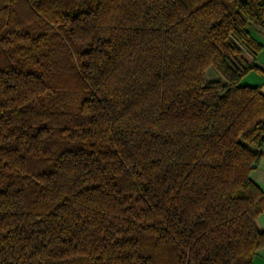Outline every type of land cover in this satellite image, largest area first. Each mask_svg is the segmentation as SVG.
<instances>
[{
    "label": "trees",
    "instance_id": "trees-1",
    "mask_svg": "<svg viewBox=\"0 0 264 264\" xmlns=\"http://www.w3.org/2000/svg\"><path fill=\"white\" fill-rule=\"evenodd\" d=\"M255 28L264 0H0V264H252Z\"/></svg>",
    "mask_w": 264,
    "mask_h": 264
},
{
    "label": "crops",
    "instance_id": "crops-1",
    "mask_svg": "<svg viewBox=\"0 0 264 264\" xmlns=\"http://www.w3.org/2000/svg\"><path fill=\"white\" fill-rule=\"evenodd\" d=\"M257 37L260 40L262 39L260 34H257ZM246 58L248 60L251 59L249 55H246ZM254 64L256 68L246 74L242 82L248 85H259L264 92V47L255 57ZM252 178L264 189V143L262 146V155L252 170ZM256 225L259 230L264 231V211L256 219ZM252 264H264V245L256 251Z\"/></svg>",
    "mask_w": 264,
    "mask_h": 264
},
{
    "label": "rangeland",
    "instance_id": "rangeland-1",
    "mask_svg": "<svg viewBox=\"0 0 264 264\" xmlns=\"http://www.w3.org/2000/svg\"><path fill=\"white\" fill-rule=\"evenodd\" d=\"M255 30L261 35L264 34V32L261 29H259V28H255ZM205 75H206L207 80H212V79H215V78L216 79H220L221 78L219 73L217 71H215V69L213 67H209L206 70Z\"/></svg>",
    "mask_w": 264,
    "mask_h": 264
},
{
    "label": "water",
    "instance_id": "water-1",
    "mask_svg": "<svg viewBox=\"0 0 264 264\" xmlns=\"http://www.w3.org/2000/svg\"><path fill=\"white\" fill-rule=\"evenodd\" d=\"M254 166V165H253Z\"/></svg>",
    "mask_w": 264,
    "mask_h": 264
}]
</instances>
